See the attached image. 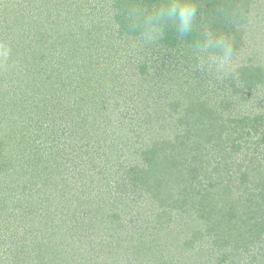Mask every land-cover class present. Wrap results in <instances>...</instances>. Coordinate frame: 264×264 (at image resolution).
Returning a JSON list of instances; mask_svg holds the SVG:
<instances>
[{"label": "trees", "instance_id": "1", "mask_svg": "<svg viewBox=\"0 0 264 264\" xmlns=\"http://www.w3.org/2000/svg\"><path fill=\"white\" fill-rule=\"evenodd\" d=\"M130 2L0 0V264H264V0H198L222 79Z\"/></svg>", "mask_w": 264, "mask_h": 264}, {"label": "clouds", "instance_id": "2", "mask_svg": "<svg viewBox=\"0 0 264 264\" xmlns=\"http://www.w3.org/2000/svg\"><path fill=\"white\" fill-rule=\"evenodd\" d=\"M124 26L131 35L132 49L152 48L161 43L167 31L172 29L179 40L199 35L190 44L194 70L211 73L216 79L236 74V49L232 37L219 31L214 24L198 23V0H162L146 5L141 0L117 9ZM224 20H234V14L224 13ZM117 27L120 24L117 23Z\"/></svg>", "mask_w": 264, "mask_h": 264}, {"label": "rangeland", "instance_id": "3", "mask_svg": "<svg viewBox=\"0 0 264 264\" xmlns=\"http://www.w3.org/2000/svg\"><path fill=\"white\" fill-rule=\"evenodd\" d=\"M262 15L264 14V10H262V12H260ZM264 29H261V33L259 34L258 33V37H262V35L264 36ZM257 40V39H256ZM258 41V40H257ZM262 41H263V44H264V39H262ZM262 62V61H261ZM5 70H2V71H0V73H3ZM12 155V154H11ZM109 264V263H108Z\"/></svg>", "mask_w": 264, "mask_h": 264}]
</instances>
